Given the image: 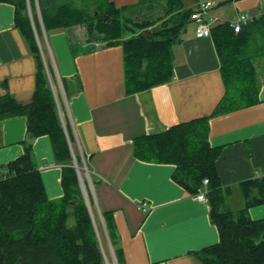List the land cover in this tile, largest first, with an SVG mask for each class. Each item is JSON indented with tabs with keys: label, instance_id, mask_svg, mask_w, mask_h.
Returning a JSON list of instances; mask_svg holds the SVG:
<instances>
[{
	"label": "crops",
	"instance_id": "1",
	"mask_svg": "<svg viewBox=\"0 0 264 264\" xmlns=\"http://www.w3.org/2000/svg\"><path fill=\"white\" fill-rule=\"evenodd\" d=\"M108 1L117 8L140 2ZM154 1L163 3L144 0L142 9ZM188 1L183 0L184 7L193 10ZM224 1V6L213 1L210 9L212 16L224 21L264 10V0ZM36 18L43 33L38 14ZM196 25L189 21L171 46L172 80L132 95L124 91L120 45L98 46L96 40L85 39L83 49H76L71 41L79 33L75 28L50 32L47 37L43 33L42 58L54 74L52 80L47 72V79L60 120L69 122L75 151L91 174L93 184L87 183V189L98 222L104 227L100 213L111 218L121 264H202L196 252L219 240L208 202H199L174 182L175 166L136 159L132 148L136 137L209 116L223 97L213 39L197 38ZM263 31L258 33L264 35ZM253 65L257 103L209 120L208 143L221 148L216 169L222 187L229 190L223 204L233 210L243 206L239 184L264 176V63ZM35 72L34 57L14 26V7L0 2V97L7 93L17 103L29 104ZM25 138L24 117L0 121V166L22 155ZM32 150L47 197H62L61 165L55 162L48 136L32 140ZM82 197L87 205L88 195L87 201ZM248 217L264 219V204L251 207Z\"/></svg>",
	"mask_w": 264,
	"mask_h": 264
},
{
	"label": "trees",
	"instance_id": "2",
	"mask_svg": "<svg viewBox=\"0 0 264 264\" xmlns=\"http://www.w3.org/2000/svg\"><path fill=\"white\" fill-rule=\"evenodd\" d=\"M34 0H0L14 7V26L28 45L36 64L35 87L29 104L17 103L9 94L0 97V121L12 117L26 119L23 153L0 166L7 178L0 181V264H105L100 248L97 212L88 193V207L82 197L76 168L82 163L67 120H60L56 100L48 83L41 55L43 33L33 14ZM164 17L132 21L126 13L142 7L117 8L108 0H37L45 36L50 32L84 25L90 37L105 45H120L123 55V84L128 95L166 84L173 78L171 46L185 29L193 10L183 0H162ZM28 7L31 16L28 14ZM159 25L155 27L156 23ZM264 28V19L234 33L228 24L216 25L211 37L220 60L224 95L206 117L181 123L159 133L136 137L133 156L145 162L175 166L172 179L195 195L207 180L209 218L218 230L216 244L196 252L202 264H264V219L248 217L251 207L264 204V176L239 184L243 200L240 209L223 204L229 190L221 185L216 160L221 148L208 143L209 120L257 103L258 82L252 57L248 55L250 36ZM154 29V30H152ZM126 32L131 33L128 38ZM37 40L39 44L37 43ZM65 97V83L60 78ZM48 136L55 162L61 165L62 197H47L34 163L32 140ZM117 264H121L115 233L108 214H101ZM94 221V223H93ZM95 225V226H94Z\"/></svg>",
	"mask_w": 264,
	"mask_h": 264
},
{
	"label": "rangeland",
	"instance_id": "3",
	"mask_svg": "<svg viewBox=\"0 0 264 264\" xmlns=\"http://www.w3.org/2000/svg\"><path fill=\"white\" fill-rule=\"evenodd\" d=\"M193 1L194 0H189L188 4H190L192 2L193 5H194ZM213 1L216 2L217 5L222 3V6H224V3H225L224 0H212L211 2H213ZM150 4L151 5L147 6V8L145 10L142 9L143 7H138L135 10L129 11L128 13H126L125 17L129 18L132 21H145V20L149 21V20L158 19L160 17H164L165 16L164 15V12H165L164 11V3L160 4V2L154 1V2H152ZM39 12L40 11H39V6H38V3H37V0H34L33 1V14H34V16H37V14L39 16ZM159 23H160V21H158L156 23L155 27L158 26ZM86 26L77 25V26H74V27H70L71 29H69V30H72L73 28H75L79 32L77 35H75L74 37L72 36L73 38H71L72 44H74V47L76 49L77 48H79V49L82 48L83 49V44L81 43V40L85 41V39L88 40L89 42L93 41V40H96L98 42V46H103V45L106 44V43H103L101 38H99L97 35L94 36V37H90L88 32H87V29H86L87 27ZM152 30H154V29H152ZM263 34H264V31H263ZM48 36H49V34H48ZM130 36H131V33H129V32H126L124 34L125 38H128ZM43 43H44V40H42V44ZM247 53H248V55L252 56L253 62L256 63V65L258 63L259 64H263L264 63V35H260L258 32H254V33L251 34L250 40H249V44H248ZM73 150L75 151L74 147H73ZM82 163L83 164L81 165V167L79 169L80 170V174H81V176L83 178V183H84L83 184V186H84V188H83L84 194L82 193V195L84 196L86 194V196H87L88 193H89L88 189H87V180H86V177H85V172L87 171V169L85 170V167H84V164L86 162L82 161ZM87 172H88V174H89V176L91 178V183L93 184V180H92L91 174L89 173V171H87ZM88 184L90 185V183H88ZM234 206H235V204L233 205V207ZM94 207H95V210H96V206L95 205H94ZM96 212H97V210H96ZM97 221H98V212H97ZM99 234H100V236H99L100 245H101V248H102L105 264H116V260H117L116 256L113 253V248H112L110 242L107 239L106 232L103 229V227H100Z\"/></svg>",
	"mask_w": 264,
	"mask_h": 264
},
{
	"label": "built area",
	"instance_id": "4",
	"mask_svg": "<svg viewBox=\"0 0 264 264\" xmlns=\"http://www.w3.org/2000/svg\"><path fill=\"white\" fill-rule=\"evenodd\" d=\"M195 9L190 14V20L197 23L194 33L197 38L210 37L211 27L214 24H225L227 23L232 28L234 33H239L243 27L256 22L259 19H264V10L259 11L255 14H239L233 21H223L216 16L210 14V9L214 3L211 1L194 0ZM6 172L0 173V181L7 178ZM208 181L203 180L202 184L204 188L207 186ZM205 189L199 190L195 195V199L199 202L206 203Z\"/></svg>",
	"mask_w": 264,
	"mask_h": 264
},
{
	"label": "water",
	"instance_id": "5",
	"mask_svg": "<svg viewBox=\"0 0 264 264\" xmlns=\"http://www.w3.org/2000/svg\"><path fill=\"white\" fill-rule=\"evenodd\" d=\"M39 18H41L40 15H39ZM40 20H41V19H40ZM73 165H74V167L76 168V171H77L79 187L81 188V191H82V193L84 194V191H83V188H84V186H83V184H84V183H83V178H82V176H81V174H80V170L78 169V167H77V165H76V161H75L74 158H73ZM84 167H85V170H86V165H84ZM85 177H86L87 183H90V186L92 187L91 178H90V176H89V174H88L87 171L85 172ZM84 196H85V199H86V201H87V196H86V194H85ZM87 206H88V210H89V213H90V215H91V218H92L91 209H90V206H89L88 201H87ZM92 220H93V219H92ZM98 240H99V238H98ZM100 247H101V245H100ZM101 251H102V249H101ZM102 254H103V252H102Z\"/></svg>",
	"mask_w": 264,
	"mask_h": 264
}]
</instances>
